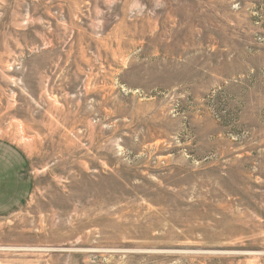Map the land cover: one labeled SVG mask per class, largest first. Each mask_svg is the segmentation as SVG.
Returning a JSON list of instances; mask_svg holds the SVG:
<instances>
[{
    "label": "rangeland",
    "instance_id": "374dc122",
    "mask_svg": "<svg viewBox=\"0 0 264 264\" xmlns=\"http://www.w3.org/2000/svg\"><path fill=\"white\" fill-rule=\"evenodd\" d=\"M0 264H264V0H0Z\"/></svg>",
    "mask_w": 264,
    "mask_h": 264
}]
</instances>
